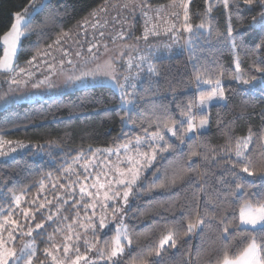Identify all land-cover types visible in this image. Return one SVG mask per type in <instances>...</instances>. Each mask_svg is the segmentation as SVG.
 <instances>
[{"label":"trees","instance_id":"16d2710c","mask_svg":"<svg viewBox=\"0 0 264 264\" xmlns=\"http://www.w3.org/2000/svg\"><path fill=\"white\" fill-rule=\"evenodd\" d=\"M181 1L147 0V7L130 9L125 7L124 1L114 4L112 0H49L45 3L43 0H0V39L10 31L17 14L26 20L15 67L24 69V72L31 71L30 76L21 75L27 82L37 77L41 67L57 69V62H61L62 71H71L76 61L96 56L106 44L122 40L132 46L135 43L141 45L137 51L124 54L115 64L121 81L125 82L124 77H128V73L123 61L126 58L143 49L156 53L152 65L154 71H145L135 83V88H129L133 102L127 107L121 104L120 91L108 86L63 90L57 96L32 102L11 100L7 106H0V142L7 145L19 142L28 146L25 152L11 153L0 159V209L5 214L11 211L9 219L20 222L24 220L21 209H29L30 216H35L31 224L35 229L37 223L46 224L48 215H53L59 206L64 207L60 213L61 222V219H54L51 225L46 224L40 231L43 235L33 232L32 237L20 236L18 245L14 244L17 247L35 240L37 253L33 264H51L44 255V249L51 246L49 235L55 226L65 224L63 217L67 216L69 223L75 217L79 203L77 195L72 196L69 192L71 181L66 169L77 159L88 158L95 151L121 150L122 145L130 140L144 136L146 129L155 131V123L150 127L149 122L161 113L183 120L180 109L190 103L197 104L201 91L212 87L198 84L197 75L215 78L217 73L223 72L224 75L219 78L226 99L209 107L208 130L202 139L189 140L185 137V143L181 144L166 133L174 150L158 155L152 166L142 172L140 182L134 187L128 205L122 211L132 243L125 244L124 253L117 257L118 264H152L161 260L154 252L151 255L149 252L158 246L173 226L179 232L176 247L166 246V251L162 253L163 264H216L225 245L230 246V254H235L245 245L249 232L261 231L260 227L252 229L240 225L230 228L225 238L223 225L218 219L208 216L206 219L211 221L209 226L201 225L185 234L189 220L198 221L205 216L206 209L208 213L219 212L229 220L235 217L239 224L241 204L246 199L250 202L264 199V176L241 174L247 181L246 188L240 191L234 188L235 181L226 171L231 165L225 162L227 156L222 151L229 138L234 148L235 141L246 137L249 129L254 134L264 135V77L257 73L258 79L249 86L232 79L237 58L245 71H254L251 66L264 60V55L233 49L229 43L218 39V35L225 33L231 23L244 35L245 43L251 48L259 34L258 29L250 26L251 16L258 12L255 5L252 9L243 6L240 16L233 14L229 21L222 6L217 5L210 16H206V0H191L187 23L193 26L194 33L199 32L191 44L189 37L193 34L186 31L183 36L169 42L170 49H166L167 39L141 38L145 12L162 13L161 8L176 7ZM39 5L41 8L34 15L25 16ZM201 23H205V28L197 30ZM183 42L185 52L178 51L177 44ZM90 47L91 53L88 51ZM30 60L37 62L34 70L28 63ZM69 60L71 63H68ZM0 79L1 97L12 76L0 74ZM256 142L254 135L249 152L254 150V166L259 169L264 167V154ZM192 151L197 155L191 157V162L197 157L201 161L194 163L195 171L188 168ZM165 168L168 170L169 186L164 189L152 187L156 176L164 179L161 173ZM155 169L161 172L153 175ZM174 175L176 179L172 183ZM16 196L22 197L19 208L15 206ZM41 203L45 204V208L37 211ZM74 203L76 207H72ZM1 219L3 216H0V222ZM115 230V225L107 224L99 231L100 242H97L96 248H103V240L110 241ZM5 231L3 235H7ZM90 232L84 239L92 243ZM85 247V244L80 245L82 252ZM88 255L96 257L97 252L93 250Z\"/></svg>","mask_w":264,"mask_h":264},{"label":"snow or ice","instance_id":"6c2138e0","mask_svg":"<svg viewBox=\"0 0 264 264\" xmlns=\"http://www.w3.org/2000/svg\"><path fill=\"white\" fill-rule=\"evenodd\" d=\"M173 2L175 3V0H173ZM190 3L191 0H184L182 4L184 9V20L186 22L184 30L193 34L189 37V44H191L194 36L199 35V32L197 31L194 33L193 26L190 23H187L189 20L188 7ZM206 5L204 13L206 16H210L213 8L220 5L227 13L229 21H231L233 14L237 15V17L240 16L243 6L252 9V6L255 5L258 12L256 15L251 16L250 26L258 29L259 34L253 41L251 48L245 43L244 35L232 27L231 23H229L225 33L218 35V39L222 42L229 43L233 49H240L245 52H255L264 55V0H206ZM139 6L147 7L146 0H142L141 5ZM125 7H127V5H125ZM144 14L147 15V12ZM15 21L16 22L12 24L10 31L3 36V58L0 59V71H11L19 75L21 72L25 71L18 66L13 67V60L18 53V42L23 34L21 29V16L19 14L16 15ZM204 28L205 23H201L197 26V30ZM101 35H103V33H101ZM147 35L148 33L146 30L143 38L147 39ZM121 38H123V33H121ZM88 51L91 53L92 48L90 47ZM77 55H79V53H77ZM28 63L31 65L32 61L30 60ZM68 63H71V61L69 60ZM128 67H132L131 62H129ZM139 67L140 66L137 65V68ZM251 67L254 71H245L240 59L237 58L235 60V72L232 75V79L241 85L249 86L258 79V76L256 75L257 73H259L261 77H264V60H261L260 63H254ZM148 71L152 72L154 71V68L150 65ZM87 75H89V73L84 74V76ZM91 75L95 78L97 73L93 72ZM102 75L107 77L112 82L113 86L120 91L122 106L129 105L133 102L131 99L132 93L129 90V87H126L125 83L129 78L124 77L125 82H122L114 63L107 62L102 69ZM222 75H224L223 72L217 73L215 78L211 75L206 78L197 75L196 79L198 84L203 83L206 85H212V87L201 91L197 104L190 103L186 108L180 109L181 116L184 117L183 120H177L168 113H161L157 115L153 121L149 122L150 127L152 123H155V131L149 132L146 129L144 136H137L134 141L130 140L128 143L122 145L123 159L120 160L119 163L124 164L125 167L121 168L119 164L114 166L119 175V179H105L104 182H101L100 177L97 176L95 182L90 186L87 184L80 186L81 198H83L84 195H87L94 201L92 203L85 201L83 204V210L87 216V222L79 223V221L74 218L72 222L67 225V234L62 243V258H58L55 254L60 251V247L53 241V237L49 235V241L53 242L51 243L50 248L44 249V255L51 258L52 264H96L97 259L106 260L109 264H118V261L114 258L124 253L125 245L122 243V240L127 241V245H131L132 240L129 236L127 226L123 224V216H121L116 225L114 237L110 241L107 239L103 240V248H96L97 242H100V237L97 233L105 229L108 224L106 213L111 212L115 219V217L128 205L129 196L133 194L134 187L140 182L142 172L147 167L152 166L158 155L174 150V146L169 142L166 133L170 134L171 137H175L181 144L185 143V137L189 140H195L198 136L201 139L203 138L204 129H206L209 124L208 113L206 111L208 106L213 101H222L226 99L219 78ZM69 79H71V77H69ZM76 79L82 80L83 77H76ZM10 83L17 84L19 81L16 80L15 77H12ZM34 86L39 87L38 84ZM130 88H135V84H131ZM193 107H197L201 109V111L197 114H193ZM254 135L257 137L256 146L259 147L261 153L264 154V135L254 134L251 129H249V133L246 137L235 141L234 148L232 147L231 138H229L226 148L222 150L223 155L227 156L225 162L231 165V168L226 171L232 175L233 180L235 181L234 188L237 191L244 190L247 184L245 177L241 174H246L248 177L257 175L264 176V167L257 169L254 166V150L253 152H249V145L253 143ZM3 143L5 142H0V148L3 147ZM201 146L206 147L204 144ZM21 147H23V145H21ZM11 150L16 151L15 148H12ZM116 155L118 157L121 155L120 150H117ZM196 155L197 153L195 151H192L189 154L188 168L191 171H195V164L191 162V157ZM205 158H207V156H205ZM181 171H183V167L181 168ZM157 172H161V170L155 169L153 175ZM161 174L164 179L161 180L160 176H156V179L152 182V187L164 189L169 186L167 168H165ZM87 179L88 177L85 176V180ZM175 179L176 176L174 175L171 178L172 183H175ZM157 180H160V182L156 183ZM113 184L121 187L113 188ZM41 186H43V184H41ZM53 187L55 188L56 185L53 184ZM60 187L63 188L65 186L60 185ZM89 187L96 189V192L93 193L89 191ZM101 191H103V203H100ZM21 199V196L15 197L16 208L20 207ZM56 199H59V197H56ZM63 202L66 204L67 200ZM48 203L51 202L49 201ZM97 204L103 210L98 221L94 219L97 215L95 211ZM76 206L77 204L75 203L72 205V207ZM217 207H219V205H217ZM43 208H45V204L41 203L37 206L36 210L38 211ZM89 208L93 209L90 215L87 212V209ZM21 212L24 219L28 221V227L26 230L25 226L20 224L18 220L9 219L12 215L11 211H8L7 214H5L4 210L0 209V216H3L4 221L3 223H0V264H33V259L36 257L37 249L35 247L34 239L24 243L20 248L19 253L16 251L14 242L18 237L14 233L18 230L21 236L32 237L34 231L31 226V220L35 219V216H30L29 209H21ZM79 215L80 212L78 210L76 216L79 217ZM208 216L218 219L220 224L223 225V234H225V238H227L230 228H238L240 225H250L252 229H257V226H260L261 228V231L258 233L249 232L245 245L235 254H230V246L225 245L222 257L217 258L216 264H264V199L256 202H250L246 199L239 209V224L236 223L235 217L229 220L223 215H220L219 212L214 214L208 213L206 209L205 216H201L198 221L193 222L191 219L189 220L185 234L191 233L195 227L201 225L205 227L209 226L211 221L206 219ZM47 219L51 221L53 220V216L50 214ZM68 219L67 216L63 217V220L65 221ZM77 223H79V227L83 228L85 232H88L89 229L91 230L90 235L92 236V243H89L88 240L84 239L80 234L73 235L75 232L73 225ZM5 224H10L12 227L10 229H5ZM42 227L43 223H37L35 225V229H40ZM5 230L7 231V240H5L3 236V231ZM57 231H60V229H57ZM38 235L43 234L39 233ZM178 235L179 232L176 231L174 226L169 228L168 233L159 241L158 246L151 249L149 252V255L154 252L156 257H161V260L153 261L152 264H163L162 253L166 251V246L172 248L176 247V237ZM82 239L86 246L83 252L79 245V242ZM71 241L75 242L70 243ZM10 242L13 244L11 247L8 246ZM93 250H96L97 252L95 258H91L88 255V253Z\"/></svg>","mask_w":264,"mask_h":264},{"label":"rangeland","instance_id":"374dc122","mask_svg":"<svg viewBox=\"0 0 264 264\" xmlns=\"http://www.w3.org/2000/svg\"><path fill=\"white\" fill-rule=\"evenodd\" d=\"M47 1H49V0H43L44 3ZM120 1H124V2H122L124 5H127L126 2H128V1H130L129 3H131V4H135V2H136L137 5H141V3H142V0H112V2L114 4H117ZM113 3H111V4H113ZM146 3H147V0H146ZM181 3H182V1L180 2V6L176 5V7L172 11H166V12H164L163 10H161V11L165 14L167 12L168 13L169 12L174 13L177 10H179V8L183 7L181 5ZM127 7H128V5H127ZM40 8H41V5L36 6L34 9H32L28 13H26L25 16L30 17V16L34 15ZM139 45L137 43H135V45L132 46L130 44L124 43V40L119 41L118 43L106 44L103 47L100 54L93 56L95 58L92 57V60H87L84 64L79 65V66L78 65L72 66V68L70 69L71 71L68 70V71H65V73H64V71H62L57 76H56V73H53L52 76L54 77V75H55V80H54V78L52 80H48L51 78L48 77V75H46V77H44V78H46L47 81L45 83H43V82L39 83L38 84L39 87H35L34 85L27 84L28 82L23 77L20 76L19 79H17L19 81V83H17V84L10 83V85L8 86L5 93H3V95L0 97V106H7L11 102V100L12 101L16 100L19 102H21V101L32 102L34 100L43 99L45 97L49 98V97L57 96L58 94H60V91L62 92L63 90L74 91L76 89L87 88V87L108 86V87L114 88L116 91H119L117 88H115L113 86L112 82L107 77L102 75V69L107 62H112V63L116 64L123 58L124 54L129 53V52H133V51H137V49H139ZM70 47H71V44H70ZM56 65L59 66L57 68L58 70H60V71L63 70L60 67L62 65L61 62L60 63L57 62ZM93 72L97 73L95 78L91 75V73H93ZM85 73H89V75L84 76ZM69 77H71V79H69ZM76 77H83V79L77 80ZM55 81H57V84L50 86V88L48 89V86L51 85ZM46 89H47V92H45L43 94L37 93L38 91L44 92V91H46ZM214 103H216V101L211 102V104H214ZM116 152H117V150L116 151L115 150L95 151L88 158L83 157V158L77 159L66 169V174L71 181L69 183V188H70L69 192L72 196L77 195L78 202H79L78 206L76 207V213L79 210L80 215H79V217H77L75 214V217H74L75 219H77L79 221V223H86L87 222V216L85 215L84 210H83L84 202L85 201H87L89 203L94 202L87 195H84L83 198H81L80 186L83 184H87L90 186L92 183L95 182V178L97 176L100 177L101 182H104L105 179H113V180L119 179V175L116 172L114 166L119 164V166L121 168H123V167H125V165L119 163L120 160L123 159L122 149L120 150L121 155L119 157L116 155ZM85 176L88 177L87 180H85ZM112 187L118 188L121 186L113 184ZM88 190L93 192V193L96 192V189L91 188V187H89ZM102 197H103V191H101V194H100V203L104 202ZM63 208H64L63 206H59L57 208V210H54V213L52 215L53 220H51V221L47 220L46 224L51 225V222L54 221V219L57 221L61 219L60 220V222H61L62 221V215L60 213H62ZM92 211H93V209H91V208L87 209V212L89 215L92 213ZM95 211H96L97 215L94 219L98 221L103 210L97 204ZM106 216H107L108 225L111 224V225L116 226L120 220V217L123 216V214H122V212H120L115 217V219L113 218V215L111 212H107ZM10 220H13V219L10 218ZM18 221L20 224L25 226V230H26L27 229L26 220L24 219L21 222H20V220H18ZM3 222H4L3 219H1L0 223H3ZM79 223L73 225V228L75 229V232L73 233V235L80 234L84 238L85 236H87V233L90 232L91 230L89 229L88 232H85V230L83 228L79 227ZM31 224H32V220H31ZM46 224H43V227L40 229H34L33 232L40 233V231H42V229H44ZM68 224H70V223L67 220V221H65V224L61 223L59 226H55L53 229V232L51 234V236L53 237V241L57 244V246L60 247V251L55 253L58 258H62V256H63L62 243H63L65 235L67 234V225ZM123 224H124V216H123ZM11 227L12 226L10 224H5V229H10ZM241 227L251 228L250 225L249 226L241 225ZM259 227L260 226H257V228H259ZM57 229H60V231H57ZM5 232H7V231H5ZM14 234L17 235V237H18L17 240L19 241V238L21 236L19 231L17 230V232ZM3 236H4V239L7 240V235H3ZM17 240L14 242V244L19 243V242H17ZM53 241H51V243ZM26 242H28V241H26ZM26 242H24V243H26ZM73 242H75V241H71L70 243H73ZM122 243L124 245L125 244L127 245V241L122 240ZM79 245H84L83 239L79 242ZM8 246L9 247L13 246L12 242H10L8 244ZM22 246H17V247L15 246L16 251L18 253H19V250ZM91 258H95V257H91ZM48 259H49L50 263L52 264L51 258L48 257ZM114 259L117 260V257ZM96 264H109V262L106 260H98L97 259Z\"/></svg>","mask_w":264,"mask_h":264},{"label":"built area","instance_id":"2783aa9c","mask_svg":"<svg viewBox=\"0 0 264 264\" xmlns=\"http://www.w3.org/2000/svg\"><path fill=\"white\" fill-rule=\"evenodd\" d=\"M184 0L182 1L183 4ZM144 24H143V31L141 32V38L144 39L145 32L147 30V39H167L166 43V49H170L171 46H169V42L171 40L183 36L184 33V25H185V20H184V9L181 7V9L177 13H171V14H164L161 12H150L147 15H144ZM155 33V34H154ZM172 42L174 44L175 42ZM2 45L0 44V50H2ZM186 45L185 43L177 44V50L178 51H183L185 52ZM154 53V54H152ZM149 50H140L136 52L135 54L131 55L130 57L126 58L123 61V65L128 73V78L129 80L126 83V87L130 88L131 84H135L141 79V75L148 70L149 66L153 65V60L156 56L155 52H152ZM143 58V59H141ZM129 62H131L132 67L129 68ZM137 65L140 67L137 68ZM37 66V62L32 61V64L30 65L31 69L34 70ZM31 72V71H30ZM30 72H21L19 75H17L15 72L11 73L12 77L16 76H21V75H28L30 76ZM2 88V82L0 79V89ZM210 105L207 108V112L209 109ZM201 111V109L195 107L193 110V114H197ZM198 122V121H197ZM199 138V136L197 137ZM23 145V147H21ZM15 148L16 151H12L11 149ZM28 149V146L16 142L11 145L3 144V147L0 148V159L3 157H7L11 153H18V152H25ZM193 163L199 164L200 158H194L192 159Z\"/></svg>","mask_w":264,"mask_h":264},{"label":"crops","instance_id":"0c3cea01","mask_svg":"<svg viewBox=\"0 0 264 264\" xmlns=\"http://www.w3.org/2000/svg\"><path fill=\"white\" fill-rule=\"evenodd\" d=\"M129 2H130V1H128L127 4H128V6H129L130 9L138 8V7H139V9H142V8H143V7L139 6V5H137L136 2H135V4H131V3H129ZM177 5H180V3L177 4ZM174 8H175V7H174V6L172 7V5H171V6L166 7V8H161V10H163V11H172ZM132 13H137V12L132 11ZM92 57H93V56L88 57L87 59H80V60H78V61L75 62L74 66H75V65H78V66H79V65H82V64H84L87 60H92ZM60 72H62V70L60 71V70H58V69H53L51 66H50V67H48V66H46V67H41L40 70H39V73H38L37 77H36L33 81L28 82L27 84H30V85H37V84H39V83H41V82L45 83V82L47 81V79L44 78V77H46V75H48V77L51 78V79H48V80H52L53 78H54V80H55V75H54V77L52 76L53 73H56V76H57V75L60 74ZM64 73H65V71H64ZM51 76H52V77H51ZM55 84H57V81H55V82H53L51 85H49V86H48V89L50 88V86H53V85H55ZM45 92H47V89H46V91H44V92L38 91L37 93H41V94H43V93H45ZM216 102H221V101L217 100ZM207 130H208V126L206 127V129H204V132H206Z\"/></svg>","mask_w":264,"mask_h":264},{"label":"water","instance_id":"95a60500","mask_svg":"<svg viewBox=\"0 0 264 264\" xmlns=\"http://www.w3.org/2000/svg\"><path fill=\"white\" fill-rule=\"evenodd\" d=\"M26 20L21 18V29L23 28L24 24H25ZM0 43L1 45L3 46V37L0 39ZM21 46H22V35L20 37V40L18 42V53L21 49ZM18 53H17V56H18ZM17 56L14 58L13 60V67L15 66V63H16V60H17ZM3 58V53H2V57L1 59ZM0 74H4V75H10L11 74V71H0Z\"/></svg>","mask_w":264,"mask_h":264}]
</instances>
